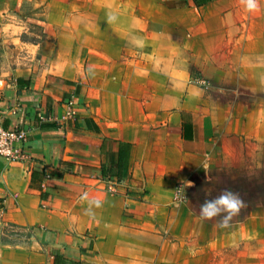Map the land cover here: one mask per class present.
Wrapping results in <instances>:
<instances>
[{"label":"crops","instance_id":"0c3cea01","mask_svg":"<svg viewBox=\"0 0 264 264\" xmlns=\"http://www.w3.org/2000/svg\"><path fill=\"white\" fill-rule=\"evenodd\" d=\"M258 3L0 0V125L25 128L29 152L0 159V264L191 263L180 240L204 219L172 206L176 189L191 197L254 136L251 115L199 91L254 92L231 50L256 41ZM195 43L217 44L203 59L218 67L200 71L209 88L179 94ZM84 193L103 201L94 215Z\"/></svg>","mask_w":264,"mask_h":264},{"label":"rangeland","instance_id":"374dc122","mask_svg":"<svg viewBox=\"0 0 264 264\" xmlns=\"http://www.w3.org/2000/svg\"><path fill=\"white\" fill-rule=\"evenodd\" d=\"M252 30L256 41L243 44L242 52L231 50V53L233 56L240 55L244 58V67L250 70L254 68V92L236 93L207 89L204 93L199 91V95H210L211 102L215 104H232V107H208L218 113L231 109L238 114L243 111L246 117L251 115L247 135L254 136L245 140L242 150L228 156L227 161L217 162L210 176L203 175L202 187L188 189L191 197L183 193V189L177 188L172 206L177 211H192L196 214L206 199L216 197L225 189L237 193L244 203L227 227L220 226V216L204 219L207 223L200 220L197 224L191 221L192 219L189 220V226L193 227L194 233L180 240V243H186L187 250L185 254L179 255V258L190 261L189 264H264V24L258 22ZM214 48H217V44H191L188 63L185 56L179 59V70H186L188 66L190 77L180 76L183 83L179 85L181 90L177 93H188L191 85L209 88L200 71L204 67L211 68L210 70L218 67V62L213 59H203L205 55L214 52ZM3 51V44L0 43V71ZM220 94L222 100H218ZM213 98L216 101H212ZM240 102L246 105L233 106L234 103ZM251 209L254 212H251ZM29 230L30 228L21 229L8 225L5 233H26Z\"/></svg>","mask_w":264,"mask_h":264},{"label":"clouds","instance_id":"9594fccd","mask_svg":"<svg viewBox=\"0 0 264 264\" xmlns=\"http://www.w3.org/2000/svg\"><path fill=\"white\" fill-rule=\"evenodd\" d=\"M246 9L249 12L258 11V0H243ZM191 182H189L190 184ZM82 200L88 201V214L94 215L93 208L102 207L103 201L101 199H88V194L84 193L81 196ZM243 200L240 196L230 189L223 190L219 195L214 198L206 199L199 208V216L201 219H212L220 216L221 227H227L232 217L238 214L240 208L243 206ZM223 214V215H221Z\"/></svg>","mask_w":264,"mask_h":264},{"label":"built area","instance_id":"2783aa9c","mask_svg":"<svg viewBox=\"0 0 264 264\" xmlns=\"http://www.w3.org/2000/svg\"><path fill=\"white\" fill-rule=\"evenodd\" d=\"M67 104L66 115H75L76 112L73 107L74 100L71 99ZM27 141L28 134L25 128H5L0 125V159H4L8 162H15L28 158L29 152L26 148Z\"/></svg>","mask_w":264,"mask_h":264},{"label":"trees","instance_id":"16d2710c","mask_svg":"<svg viewBox=\"0 0 264 264\" xmlns=\"http://www.w3.org/2000/svg\"><path fill=\"white\" fill-rule=\"evenodd\" d=\"M256 208L254 207V210H255ZM254 210L253 209H251V212H254Z\"/></svg>","mask_w":264,"mask_h":264}]
</instances>
